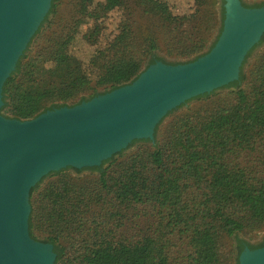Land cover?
Here are the masks:
<instances>
[{"label":"trees","instance_id":"obj_1","mask_svg":"<svg viewBox=\"0 0 264 264\" xmlns=\"http://www.w3.org/2000/svg\"><path fill=\"white\" fill-rule=\"evenodd\" d=\"M125 1L95 5V0H79V12L99 21ZM142 1L165 21L178 23L164 2ZM205 1L195 0L197 8ZM55 6L52 0L34 37ZM73 37L74 33L56 40L54 54L38 53L26 61L30 42L4 84L3 115L27 120L47 110L74 106L132 82L144 70L137 59L110 60L95 65L97 79L91 86L83 63L69 51ZM177 39L179 56L199 57L206 44L202 40L186 45ZM156 47L151 40L148 48ZM157 60L163 59L155 56L150 64ZM256 73L251 91L242 86L246 75L241 70L238 80L222 87L232 88L234 101L202 117L181 120L151 151L126 156L123 149L101 165L68 166L45 175L30 191V235L54 245V264H223L222 230L235 235V264H239L246 246H264L237 236L251 225L264 224V61ZM90 88L93 91L86 98L83 92ZM216 92L192 99H209ZM137 141L148 139H135L129 147ZM252 155L257 156L255 164L247 161ZM70 170L77 174L89 170L95 178L74 176ZM48 177L53 180L43 183ZM94 179L96 189L91 186ZM140 207L151 210L147 213L157 217V226L132 241L118 234L119 227L128 220V210Z\"/></svg>","mask_w":264,"mask_h":264},{"label":"water","instance_id":"obj_2","mask_svg":"<svg viewBox=\"0 0 264 264\" xmlns=\"http://www.w3.org/2000/svg\"><path fill=\"white\" fill-rule=\"evenodd\" d=\"M52 0H0V109L7 78L49 13ZM214 46L189 62L157 60L132 82L74 106L20 120L0 111V264H54V245L29 231L30 191L68 166L101 165L135 139H155L173 109L240 77L264 35V6L226 0ZM239 264H264V246H246Z\"/></svg>","mask_w":264,"mask_h":264},{"label":"rangeland","instance_id":"obj_3","mask_svg":"<svg viewBox=\"0 0 264 264\" xmlns=\"http://www.w3.org/2000/svg\"><path fill=\"white\" fill-rule=\"evenodd\" d=\"M104 0H95V5ZM164 2L178 23L165 21L157 12L151 10L148 3L142 0H126L124 5L111 10L96 21L79 12V0H56L54 11L49 14L48 21L44 24L40 34H37L30 44V56L28 61L38 53L46 55L54 54L55 41L60 37L66 38L74 33L69 51L78 57L91 78V86H95L97 69L95 65L106 64L114 59H137L143 69L149 66L156 56L169 63H181L194 59L179 56L176 50V41L180 40L186 45L205 41V48L200 53L208 52L218 40L223 28L222 11H225L226 0H206L197 8L195 0H160ZM249 4L263 3L264 0H243ZM94 7V6H93ZM90 9H93L92 7ZM215 22V26H214ZM96 27V28H95ZM95 29V31H94ZM177 38H176V37ZM151 40L156 42V49H149ZM173 50L174 53H170ZM177 52V53H175ZM196 59V58H195ZM264 61V40L255 45L248 53L241 70L246 79L242 86L251 91L256 87V69ZM51 63V64H50ZM47 65H52L48 62ZM232 88L218 89L212 98L190 99L170 111L158 124L155 131V139L137 141L127 147L126 156L137 154L139 150H152L153 144L170 135L173 128L183 119L202 117L206 112H213L223 106L226 101L233 100L234 95L229 92ZM102 90V89H101ZM88 89L83 94L88 98L92 93ZM256 155L247 157V161L255 164ZM259 170V169H258ZM74 176L86 177L89 170L77 174L70 170ZM91 179L95 178L90 175ZM48 177L43 183L53 180ZM91 186L96 189V179L91 180ZM100 189V187H99ZM143 207L127 211L128 220L119 227L118 234L134 241L140 238L141 233L152 231L157 226V217L148 215ZM152 226V227H151ZM220 235L221 258L223 264H235L237 250L236 237L222 233ZM238 237L250 243L256 244L264 237V224L261 226H249L243 232L237 233Z\"/></svg>","mask_w":264,"mask_h":264},{"label":"flooded vegetation","instance_id":"obj_4","mask_svg":"<svg viewBox=\"0 0 264 264\" xmlns=\"http://www.w3.org/2000/svg\"><path fill=\"white\" fill-rule=\"evenodd\" d=\"M243 1V0H242ZM243 3L245 4V5H247V6H251V7H260V6H264V2L263 3H257V4H249V3H247V2H245V1H243ZM264 37V35L262 36V38ZM261 38V39H262ZM261 41V40H260ZM262 243H264V237H263V239L260 241V242H258V243H256V244H253V243H251V244H253V245H260V244H262Z\"/></svg>","mask_w":264,"mask_h":264}]
</instances>
